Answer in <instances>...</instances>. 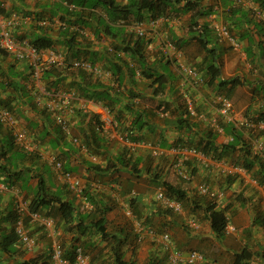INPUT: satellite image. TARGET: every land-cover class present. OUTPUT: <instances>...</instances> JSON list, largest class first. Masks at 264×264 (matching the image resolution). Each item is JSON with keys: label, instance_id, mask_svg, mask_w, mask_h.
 Returning <instances> with one entry per match:
<instances>
[{"label": "crops", "instance_id": "crops-1", "mask_svg": "<svg viewBox=\"0 0 264 264\" xmlns=\"http://www.w3.org/2000/svg\"><path fill=\"white\" fill-rule=\"evenodd\" d=\"M117 1L120 3L125 2V0ZM259 1L203 0L202 5L206 11L213 10L214 6L218 7L219 17L224 22L226 20L228 23H231L230 26L233 29L234 35L240 42L242 49H244L247 47L249 39L247 37L240 39L238 36L241 35V31L246 26L252 29H248L252 40L260 38L264 42V35L254 28V24H259L260 28H264V5H260ZM70 3L65 0H0V7H2L0 16L5 19H14L12 31L17 38L28 40L35 34L45 32L54 40L52 48L62 52L64 55L68 53L64 42L68 41L73 34H75V43H78L77 45L82 47L83 50L86 48L89 54L90 52L98 51L102 55H107L106 53L111 54L112 43L126 38L118 34L116 38H112L107 34L101 33V39H96L95 34L92 31L90 32L92 28L87 26L98 25L101 23V20H107L106 12L102 9H97L93 12L88 8L77 7L73 3ZM182 4L183 1L174 5L173 9L177 12L165 15L164 20L159 21L156 25H152V21L160 17H152L151 15L154 14L150 11H143L140 14L142 18L129 17L127 23H124L123 19H117L116 28L118 29L120 25H123L124 32H131L133 35H137L135 24L137 22L143 24V29L145 30L144 38H148L149 40L145 47L148 61L151 65H155L154 72L165 73L167 78L166 88L162 97L158 95L159 97L156 98L151 95L150 87L148 86L149 81L142 77L137 66L131 64L130 72L133 75V80L130 76H126L121 87L124 90V95L119 97L113 106L112 111L114 113L121 111L117 117L101 101L94 102L79 95L72 98L68 97L69 104L73 109L69 123L72 136L78 137L80 141L86 138L84 134L98 137L100 140L99 149L105 152V159L100 155H92L89 149H81L71 142L69 136L61 133V137L55 131L50 120H47L40 111V108H43L41 105H44L49 97V95H46L47 93L43 94L41 82L38 87H33L32 91L38 89L41 95H43L42 99H47L46 101L42 100L38 102V109L36 111L23 108L21 104L22 99L15 104L18 106L16 115L19 117L17 119V128L27 132L31 136L34 149L27 151L17 145L11 130L0 123L1 149L8 148L6 142L9 139L14 140L13 147L8 148L5 155L0 157V166L5 165L8 167L6 173H2V169H0V264H49L51 237H49L47 231L42 227L30 225L27 222L30 233L35 239V246L31 251L24 250L23 248L20 249L15 245L14 241L4 246L13 237V217L17 196L22 197L29 203L31 193L34 192L38 179H44L47 190L51 193L62 192L66 199L72 201L78 220L80 216L84 215L87 216L85 222H88L91 218L86 206L89 203L86 201L87 199L85 198V200L84 197L69 193L66 190L67 188L63 187L64 184L58 179L50 164L42 159L38 152L55 154L81 178L82 186L86 187L94 195L99 204L103 203V206L110 207L105 213L106 228L109 232L115 233L119 237L129 234L126 230L125 224L127 223V219H125L124 209L130 207L134 217L146 220L145 217L148 216V225L155 228L158 232H168L178 249L185 252L190 249L200 251L204 255V260L200 264H231L233 254L239 252L244 246L249 249L253 248L259 252L263 251L264 229L260 226L251 225L256 212L254 200L257 198L254 195V190L249 186L247 187L250 180L248 175L242 176L244 180L238 176L231 186L228 187L229 192L226 191L225 196L219 199L216 204L217 208L225 210L229 222L236 227V231L232 234L224 235L222 243H220L218 239L212 238L214 233L204 212L205 201L208 199L205 196H196L198 195L196 193V184L194 182H184L174 172L172 166L173 155L171 153L173 148L179 146V143L186 141L188 137L192 139L193 133L195 136L200 135L204 128L210 127L213 124L212 120L216 119L215 116L219 115L217 107L211 105L207 99V93L212 96L211 90L213 85L203 84L202 81L200 86L196 85L193 81L186 78L179 68V65L183 63L191 66L189 60H191L192 56H195L193 62L200 61L202 57L201 54L194 53L188 47L189 44L195 41L193 37L199 34L201 28L198 29L194 26L193 29H190L188 27L191 12H183L181 10ZM229 8H231L230 11ZM197 20H199V24L206 25L209 28L210 21L207 15ZM246 20H249V22ZM233 21L236 24L238 23L240 27L232 24ZM209 31L212 33L210 29ZM211 35L214 34L212 33ZM173 41H177L175 49L168 48V42ZM252 50L256 53V56L262 53L261 48H258L256 45L252 46ZM42 51L44 56L47 50L44 49ZM191 53L193 55L189 57ZM88 55L83 54V56ZM121 55L124 58H128L122 52ZM221 56L225 57L227 54H222ZM15 61L16 59L13 54L0 50V66L3 70H7ZM18 62L20 61L18 60ZM165 62L169 63V68L166 71L163 70ZM14 68L23 71L24 65L20 62ZM70 69L73 70L70 71ZM78 70L83 71L85 83L88 82L86 80L92 81L91 79L98 78L104 83L115 85L117 88V84L109 80L111 72L102 69L99 62L94 64V68L91 71H86L83 68L74 69L69 67V74L72 72L73 74L67 76V81H71L72 76H77L78 80L79 76L75 73ZM197 74L203 79V72L197 71ZM172 76L174 78L170 80ZM4 83L0 78V100L7 101L9 98L13 99L16 97L17 94L11 88L7 87L6 90L3 89ZM130 90L133 93L131 96L128 94V92L131 94ZM236 91V88L226 91L228 97L234 101V104L236 103ZM181 94H183V97L188 94L191 96L196 112L202 114V117L193 116L187 111L185 104L182 102L183 97ZM56 96H70V92H66V88H63ZM159 102H161V106L158 108ZM164 107L165 110L162 111L161 108L164 109ZM243 107L241 108L242 110H234L237 112L235 114L241 113L243 109L246 111V106L244 105ZM182 110H185V114L188 113L187 118L194 124L192 132L178 130L174 124L175 119L182 114ZM46 111L54 121L52 113L48 109ZM139 114H141V122H143V127L140 130L138 129L139 124L134 123ZM93 116L100 122V127L97 128L96 120ZM213 130L216 131L217 142L221 143L229 139L226 133L219 134L215 127H213ZM177 137L182 138V140L180 142L179 140L176 141ZM89 138L92 139V136L89 135ZM40 140H42V143ZM146 141L156 146L159 145V147L165 150V153L162 154L163 157L150 156L149 149L139 145L140 142ZM50 142L55 145L51 146ZM122 152H127L131 159L130 163L133 164L136 163V157L142 158L135 171H133L131 166H123L114 174L102 169L106 165L108 156L112 157ZM190 162H192L191 166H196L195 171L200 175V179L209 181L211 187L217 190L218 185L216 184V180H218V177L224 175L221 168L217 169L214 166L206 167L198 159L192 157ZM97 165L100 167H95ZM160 167L163 169L159 170L161 172V180L159 181L166 180L179 184L186 190L190 200H197L198 207L194 211L190 212L184 207V211L188 214V217L195 218L196 227L189 226L184 216L165 212L164 210L166 209L155 199L156 190L160 188V185L156 186L157 183H152L151 177L152 173ZM133 190L136 194L131 196V191ZM234 191H237L238 194L240 192L243 193V196L247 199L244 206L239 203L238 199L234 200L231 196L229 198L226 197L232 195ZM195 201L193 203L188 201V204L194 206L196 204ZM249 206L253 210L250 211ZM40 212L46 216H50L54 220L55 225L59 221V213H54L53 208H50V210L44 208ZM128 222L132 226V218ZM62 225L55 226L56 238L64 246L65 254H67L69 248H73L74 237L79 236V234H76L74 229L64 231ZM81 239L87 240L88 237L82 236ZM145 240H148V244H145ZM149 240L151 239L145 236L143 239L144 243L140 244L135 241L133 244L132 239L127 238L126 243L122 246L125 257L133 259L137 264H150L152 262L156 264H171L167 260L161 245L153 240ZM90 241L99 247L105 244L104 241L100 243L96 235H93ZM97 246L94 250L86 249L91 261L93 253L99 250ZM103 253L105 254L101 258H109L108 247L103 249ZM252 260L254 264H264V259L260 256H255Z\"/></svg>", "mask_w": 264, "mask_h": 264}, {"label": "trees", "instance_id": "trees-1", "mask_svg": "<svg viewBox=\"0 0 264 264\" xmlns=\"http://www.w3.org/2000/svg\"><path fill=\"white\" fill-rule=\"evenodd\" d=\"M67 2L73 3L77 7L81 8H88L90 11H96L97 9H102L107 14V21L112 26V24L117 26L118 23L117 19H123L124 23H127L129 17L133 16L135 18H142L140 17L141 13L143 11H150L153 12L154 15H151L152 17L155 16H163L168 14H175L177 11L174 8V5L181 3L183 1V4L181 6V10L183 12H191L189 25L188 27H191L190 29H193L195 26L196 28H201L200 32L197 36H194L193 39L195 41L192 42V44H189L188 47L190 48L191 45H194V53L201 54V60L198 62H193L195 56H192L193 53L189 55L191 57V60H189V64L196 70L203 72V76L206 79L205 83L208 85H213L214 82H217L220 89L224 87H228V90H233L235 87L245 84V85H251V94L252 97H255L256 95L261 96L260 97V104L261 100L264 98V78L263 79H255V83L251 84L247 79L243 80L240 79L238 76H233L229 78L222 79L220 77V57H221V51L219 47L217 46L216 39L212 41L211 34L209 29L212 31L211 26L209 25V28L206 25L199 24L198 18L208 16L211 11H214V9L210 10H204L202 1L203 0H125L124 3H120L117 0H65ZM258 1V0H255ZM75 2V3H74ZM260 5H264V0L259 1ZM70 3V4H71ZM173 9H171V8ZM231 8H229V11ZM0 12H2V7H0ZM249 22V20H246ZM225 23H227L229 31L234 35L233 29L230 26L231 23H228L225 20ZM106 23H100L98 25H91L87 27L93 28L92 33L95 34L96 39H100L102 37V34H107L111 36L112 38H116L118 35L126 37L118 42L112 43V53H106L107 55H102L98 51H93L92 53L88 52L86 48H83L78 46L75 43V34H73L68 41L64 42V46L66 47V51L68 52L65 55L60 52L64 57V64L62 65H53L49 66L48 68H44L41 73L39 74V77H37V80L41 82L43 85V94L49 95V99H51L52 94L58 95L63 88H66V92L73 93V96H82L85 99L92 100L94 102L101 101L104 103V106L109 109L113 110V106L116 103V100L124 95V90L122 87V83L125 80L126 76H130L133 80V75L130 72V64L133 66H137L139 68V73L149 81V87L151 95L158 98L162 97L166 88V75L165 73L161 72H154L155 65H151L148 61L147 54L145 53V47L147 46L149 40L148 38H144V36L140 35H133V33L124 32L123 25H120L118 27L119 32H115V30L109 29V26L105 25ZM234 25L236 24L234 21L232 22ZM248 25V24H246ZM82 26V25H79ZM199 26V27H198ZM234 27V26H233ZM240 27V25H238ZM254 28L258 29V32L262 33L264 35V28H260L259 24H254ZM248 29L252 30L248 26L244 27L243 31H241V35L238 36V38L243 39L244 37H247L248 43L247 47L244 48V50H247V55L249 58H258L264 55V42L262 39H251V36L248 33ZM118 34V35H117ZM15 36V35H14ZM235 36V35H234ZM236 37V36H235ZM15 38H17L15 36ZM18 40H24L27 41L31 46L35 47L37 50H44V49H54L53 43L54 40L52 37L48 34L44 33H38L33 35L28 40H25L23 38H17ZM238 40V39H237ZM175 44H177V41H173ZM257 46L258 48H261L262 53L258 56H256V53L252 50V46ZM191 49V48H190ZM2 51H6L5 49H1ZM201 50V51H200ZM108 52V50H106ZM121 52L126 55L128 58H124L121 55ZM118 53V54H117ZM69 54V56H67ZM88 55V56H83ZM110 54V55H109ZM16 59V58H15ZM86 60L88 61L94 68V64L101 63V67L104 70H108L111 72V76L109 77V80H112L114 83L117 84V88L115 85H111L108 83H104L101 79H91L92 81L86 80L88 82H84V74L82 70H78L75 72L79 78L77 80V76L71 77V81H67V76L72 75V73L69 74V67H72V62L74 60ZM18 59L14 63H12L7 70H3V68L0 66V78L1 81L4 83L3 89L6 90V88H11L17 94L16 97L13 99L9 98L7 101L0 100V106L9 109L17 118V107L15 104L19 102V100L22 99L21 104L23 108H29L33 111H36L38 109V102H39V96L41 92L38 91H32L34 86H29V80L30 77H35L33 75V67L29 65L27 62H23L22 65H24L23 71H20L18 69H15L14 67L16 64H19ZM167 63V62H166ZM126 64V66H125ZM124 67V69H123ZM78 69V68H74ZM73 69H70V71ZM85 71V70H84ZM91 73V72H90ZM87 76V75H86ZM108 80V82H109ZM244 81V82H243ZM91 82V83H89ZM243 82V83H242ZM60 89V87H62ZM131 92V90H130ZM125 93H127L125 91ZM38 94V96H36ZM128 94L131 96V94L128 92ZM228 95V94H227ZM43 96V95H41ZM71 97V98H72ZM17 98L16 100H14ZM60 97H57L55 99H59ZM47 99V98H46ZM42 99V100H46ZM14 100V101H13ZM14 102V103H12ZM43 108H40L41 113L43 116L50 120V123L53 125V128H55V131L60 134H64L60 126H58L50 117L49 113L46 111L47 106L46 104L41 105ZM127 106V105H125ZM124 106V107H125ZM161 106V102H159L158 108ZM166 107V106H165ZM165 107L162 111L165 110ZM46 108V109H45ZM182 114L179 115L178 118L175 119L174 124L176 125L178 130H186L188 132L193 131L194 124L189 121L187 118L188 113H184L185 110H182ZM252 109L250 106L246 108L245 115L247 117H250ZM253 111H257L253 109ZM113 115L115 117L118 116L120 112L114 113L112 111ZM253 114V112H252ZM185 115V116H184ZM254 117V116H252ZM93 118L96 120V118L93 116ZM261 118L264 119V105H262V111L258 112L255 119ZM54 119V118H53ZM141 114H139L136 117V120H134L135 124H139L138 129L140 130L143 127V122H141ZM97 124V128L100 127V122L96 120L95 122ZM1 125V124H0ZM221 127L223 128V132L226 133V135L230 138L225 140L224 142H217L216 140V132L213 130V128L206 127L202 130L201 134L198 136H195L193 133V138L188 137L186 141L183 143H179V146L187 147V148H194L197 151H200L207 157L213 159V160H219L223 162H229L234 166H239L244 168L246 171H252V177L256 178L257 183L264 188V158L260 154L253 153L252 151V145H251V138H261L259 135L264 136V131H256L252 128L244 127L243 129L234 127L230 122H220ZM95 126V125H94ZM256 132V133H254ZM48 133V132H47ZM62 134V135H63ZM65 135V134H64ZM89 135L92 136V139L89 138ZM84 136L86 137L81 143L85 146L86 150L89 149L90 153L92 155L101 156L103 159H105V152L103 150L101 151L100 148V140L98 137L93 136L91 134ZM66 136V135H65ZM62 137V136H61ZM197 137V138H194ZM89 138V139H88ZM136 139V138H134ZM142 139V138H139ZM137 139V140H139ZM105 140V139H104ZM179 142L182 140V138L177 137L176 141ZM13 139H9L8 142H6V145L8 148L13 147ZM42 140H40L41 142ZM103 141V139H102ZM142 141V140H140ZM39 142V143H40ZM72 142V141H71ZM42 143V142H41ZM56 143V142H55ZM141 143V142H140ZM148 143V141L143 142ZM51 146H54V143H51ZM159 146V145H158ZM176 147V146H175ZM2 150L0 147V157L5 155L7 149ZM237 151L241 153V157H236ZM149 155H151V152L149 151ZM152 156V155H151ZM130 156L125 153H119L116 155H113L112 157L108 156L106 165L102 168L103 170H107L110 173L114 174L117 172L121 167L131 166L133 171H135L138 163L142 161V158L136 157V163H130ZM193 158V157H192ZM239 158H241L239 160ZM191 158L186 160L185 164L186 167L191 170L192 173L195 172L196 166H191ZM63 163V162H62ZM2 165V164H1ZM63 166L66 170L72 171L71 168L63 163ZM172 166L173 162H172ZM99 168L100 166H95ZM0 169L2 173H6L8 170L7 166H0ZM163 168L160 167L159 169H156L152 174L151 182L156 184V186L160 185L164 192L170 196L171 198H174L184 204L183 207H186L185 209L189 210L190 212L194 211L198 207L197 200H190L186 190L180 186L179 184L172 183L170 181L161 180V170ZM160 170V171H159ZM177 173V172H176ZM179 175V174H177ZM180 176V175H179ZM227 176V175H226ZM180 178H182L180 176ZM237 176H231L228 175L226 177V180H224L225 187L231 186L233 181ZM64 188L67 186L64 184ZM69 193H73L75 195H78L73 190L67 188L66 189ZM66 191V192H67ZM197 193V192H196ZM31 197L29 200V208L31 211L40 212L44 208H50L54 210L55 212H58L59 215V221H57V226L62 225L64 231H71L75 230L76 234H79L81 236L88 237L87 240H82L83 248L87 252V248L93 249L97 246L90 241L91 237L93 235L98 236L100 243L105 242L104 246L100 245L101 247L97 246L99 250L95 253H93L92 261H95L98 264H137L133 259L126 258L124 251L122 249V246L127 241V236L119 237L117 234L109 232L106 228L105 224V213L107 210L110 209L109 206L104 205L103 203L99 204L94 198V195L91 194L86 187L82 188V191L80 193V197H84L86 201H88L91 205V208H88V214L91 215V218L88 220V222H85L86 215L80 216L79 220L77 219L75 207L72 203V201L66 199L65 196H63L62 192L56 193V192H50L47 190L46 183L44 179H38V183L35 187V190L33 193H31ZM240 195V194H239ZM196 196H199L196 195ZM135 199V198H133ZM236 199V198H235ZM239 203L244 206L245 201L243 199L237 198ZM188 201L193 203L195 201L196 204L194 206H190L188 204ZM187 205V206H186ZM205 207L204 212L207 215V218L209 220L210 228L213 231V233L217 236V238H223L225 235L224 228L228 222V217L226 215L225 210L217 208L216 204L212 202L211 200L205 201ZM54 206V207H51ZM259 205L255 206V215L252 219L251 225L253 226H262L264 227V215L259 210ZM168 213H174L173 211ZM41 213V212H40ZM179 215V214H178ZM179 217V216H178ZM16 214L14 212L13 222L15 223ZM145 222L149 224L148 216L145 217ZM55 225V226H56ZM75 234V235H76ZM13 237L10 238V240L4 245H9L11 242L14 241L15 245L18 246L20 249H22L21 242L19 238L16 236L14 231L12 230ZM79 236L74 237V240H76ZM75 242V241H73ZM108 247L109 249V258L103 257L105 253H103V249ZM65 256L72 258V248H69V252L65 254ZM260 256L262 259H264V253L263 251H256L251 250L248 247L244 246L239 252H235L233 254V260L231 264H254L253 263V257ZM150 264H156V263H150Z\"/></svg>", "mask_w": 264, "mask_h": 264}, {"label": "built area", "instance_id": "built-area-1", "mask_svg": "<svg viewBox=\"0 0 264 264\" xmlns=\"http://www.w3.org/2000/svg\"><path fill=\"white\" fill-rule=\"evenodd\" d=\"M218 7L214 6V11L208 15L210 26L213 34L215 35L218 43H228L232 48L238 47V41L234 35L229 31L228 25L219 17ZM164 20L163 17L157 18L152 21V25H156L159 21ZM14 19H5L0 16V48L12 53L17 59L26 60L29 65L34 69L33 75L39 77V74L44 68H48L53 65L64 64L63 55L55 49H47L46 54L43 56V52L38 51L35 47L31 46L26 41H18L13 35ZM136 32L140 36L145 35L143 24L137 22L135 24ZM168 48L175 49L176 45L172 42H168ZM73 68H83L87 71L92 70V65L86 60H74L72 62ZM181 71L185 76L194 82L198 83L202 79L198 76L195 69L186 64L179 65ZM70 96L60 97L55 99L56 95L52 94L50 100L46 102L48 110L54 115L56 123L60 126L62 131L70 137L71 141L77 144L81 149L86 150L85 146L75 136H72L70 131V116L73 114V109L69 104ZM58 97V96H57ZM219 107L217 109L218 114L223 120L229 121L234 127L243 129L244 127L252 128L256 131H264V119L257 118L252 119L247 117L245 113L235 114L233 110L232 101L223 96L217 98ZM187 109L190 114L197 115L193 108V102L190 98H186ZM261 104L264 105V98L261 100ZM202 117L203 115H198ZM257 116V115H254ZM213 125L218 132H223V128L216 124V119H213ZM0 123L8 127L13 136L15 143L21 146L23 149L32 151L33 143L28 134L17 128L18 121L13 113L4 107L0 106ZM230 139V138H229ZM142 147L148 148L154 156H158L164 153L161 148L151 145L150 143H140ZM251 145L253 153L260 154L264 158V141L262 138H251ZM40 157L46 160L53 168L58 179L67 186V188L73 190L80 196L82 191L81 178L72 171H68L64 168L62 161L53 153L38 152ZM173 165L177 174H179L185 180H192L193 174L191 170L186 167V160L191 157L198 159L206 167L214 166L221 168L224 174H239L245 177L246 171L239 166L227 164L223 161L213 160L200 151L194 148H187L183 146H176L172 151ZM197 190L201 194L209 195L213 197L216 193L211 190L209 185L202 182L197 186ZM264 191V190H263ZM134 192L131 193V195ZM155 199L160 203L163 208H168L176 213H182L181 203L168 196L162 189H158L155 193ZM91 208L89 204L86 205ZM263 212H264V193H263ZM15 223L14 233L19 238L22 248L27 251H31L35 246V239L30 233L28 224L35 225L44 228L49 237H51V247L49 251L50 264H95L91 262L89 256L84 252L80 245H76L73 251V258L70 259L64 255V249L61 243L56 238L55 222L50 216L41 214L40 212L31 211L29 203L22 197L17 196L15 200ZM125 214L133 218V229L136 235L137 241H142L145 236H148L151 240L158 242L164 252L167 255V259L171 264H200L204 260V256L197 250L182 251L176 247L171 239L169 233H158L150 225H146L142 220L133 217V213L130 208H125ZM28 220V221H27ZM28 222V224H27ZM189 225L196 227V222L193 217L188 219ZM235 227L232 224H227L225 227V233L234 232Z\"/></svg>", "mask_w": 264, "mask_h": 264}, {"label": "rangeland", "instance_id": "rangeland-1", "mask_svg": "<svg viewBox=\"0 0 264 264\" xmlns=\"http://www.w3.org/2000/svg\"><path fill=\"white\" fill-rule=\"evenodd\" d=\"M101 23H106L105 24L106 26L108 24L109 29L111 28V30H115V32L118 31V29L115 27V25L112 24V26H111L110 25L111 23L109 24V22L107 20H101ZM189 28H191V27H189ZM92 30H93V28L90 30V32ZM211 38H212V41L215 40L214 39V35H211ZM100 39H101V37H100ZM238 44H239L238 47L236 49H234L229 44H219L217 42V46L219 47V49L221 51L220 52L221 55L222 54H227V56H225V57H222V56L220 57V62H221V65H220V77L221 78H229V77H233V76H238L240 79H243V80L247 79L249 81V83L254 84L255 83L254 82L255 79H260L261 80V79L264 78V55L261 56V57H258V58H249V56L247 54L245 55V52H247L248 49L247 50L242 49V46L240 45L239 41H238ZM194 47H195L194 45H191L190 46L191 50H194ZM18 60L21 63L27 62L26 60H23V59H18ZM168 68H169V63L165 62V64L163 65V70L166 71V70H168ZM173 78H174V76H172L170 78V80L173 79ZM203 78H204V76H203ZM205 81H206V79L204 78L203 82H205ZM39 84H40V81L37 80V77H30L28 85H31V86H34V87H38ZM251 87H252L251 85H245V84H242V85H239V86L235 87L236 90H237L236 91V95L237 96H236V103L235 104H234V101H233V108H234L235 111H238V110H242L241 108H244L243 107L244 105L246 106V108L248 106H250V108L252 109V111L250 113V116H251L252 119H255L256 116H254V115H257L258 112L262 111V104H260V97L261 96L256 95L255 97H252ZM210 88H212V87L210 86ZM201 90H202V87H201ZM227 90H228L227 86L226 87L223 86L220 89V87L218 86L217 82H214L213 88L211 90L212 91V96H211V94L207 93V96H208L207 99L209 100L210 104L218 107V104L215 101H213V100L219 95L228 96L227 95L228 93H226ZM36 92H38V91H36ZM36 96H38V94ZM181 96H183V95L181 94ZM188 96L191 98V96L189 94H188ZM39 97H40L39 101H42L41 94H40ZM192 101H193V99H192ZM182 102L185 104V100L184 99H182ZM193 103H194V101H193ZM253 109H255L257 111H253ZM161 110H163V109L161 108ZM244 110L245 109H243L242 113L246 112ZM252 112H253V114H252ZM205 116H207V115H205ZM212 116H214V115H212ZM252 116H254V117H252ZM208 117H211V116H208ZM17 119H19L18 116H17ZM220 122H223L221 118L218 119V123H220ZM254 133H256V132H254ZM259 136L264 141V136L263 135L262 136L259 135ZM237 156L241 157V153L239 151H237L236 157ZM160 157H163V156L161 155ZM152 158L155 159L154 157H152ZM240 159L241 158H239V160ZM227 163H229V162H227ZM229 164H231V163H229ZM222 173L224 174V172H222ZM246 173H247L248 177L250 178V181L247 184V187L249 186L250 188H252V190H254V195L257 198V199L254 200V205L255 206L259 205L258 208H260L261 212L263 213V193H264L263 190L264 189H263L262 186H260L257 183L256 178L252 177V175H253L252 171H246ZM192 174H193L192 181L195 184H199V183L205 182L211 187L210 182L207 181V180H204V179H200V175L198 173L194 172ZM236 176L238 177L239 175L236 174ZM241 176H239V177L242 180H244ZM224 180H226V176L224 177V175H222L221 177H218V180H216V184L218 185L217 190L218 191L222 190L224 192H226V191L229 192L228 188L225 187V185L223 184ZM215 190H216V188H215ZM58 191H60V190L58 189ZM230 196L234 200H235V198L236 199L237 198H239V199L241 198V199H243L245 201V203L247 202V199L243 196L242 192H240V195H239L237 191H234L232 195H229V196H226V197L229 198ZM248 208L250 209V211L253 210L252 208H250V206ZM125 219H127L126 220L127 223L125 224L126 225V230H127V232H129V234L127 233L128 234L127 238L130 239V240L132 239V242L134 244L135 243V238H134V233H133V226L129 225L128 221L130 220V218L125 216ZM260 227H262V226H260ZM263 229H264V227H263ZM81 237L82 236L79 235V237L76 240H74V241L75 242H79V243L82 244ZM212 238L216 239V240L218 239L215 234L213 235ZM149 241H151V240H149ZM218 242L222 243V238H219ZM138 243L142 244V243H144V241L142 240L141 242H138ZM146 243L148 244V240H145V244ZM251 250L254 251L255 249L252 248ZM263 253H264V249H263Z\"/></svg>", "mask_w": 264, "mask_h": 264}, {"label": "clouds", "instance_id": "clouds-1", "mask_svg": "<svg viewBox=\"0 0 264 264\" xmlns=\"http://www.w3.org/2000/svg\"><path fill=\"white\" fill-rule=\"evenodd\" d=\"M210 14V13H209ZM160 17H163V16H160ZM164 18V17H163ZM227 24V23H226ZM212 33H213V31H212ZM14 35V34H13ZM15 37V36H14ZM214 37H215V35H214ZM16 40H18L17 38H15ZM215 39H216V37H215ZM236 39H237V37H236ZM18 41H24V40H18ZM27 42V41H26ZM216 42H217V39H216ZM28 43V42H27ZM173 43V42H172ZM174 44V43H173ZM219 44H221V43H219ZM223 44H228V43H223ZM1 49H3V48H1ZM45 50H47V49H45ZM39 51V50H38ZM40 52H43L42 50H40ZM12 54V53H11ZM16 58V57H15ZM17 59V58H16ZM185 64V63H184ZM93 67V66H92ZM192 67V66H191ZM180 68V67H179ZM181 70V69H180ZM87 71V70H86ZM196 71V70H195ZM197 72V71H196ZM186 78H188V79H190L189 78V76H186ZM202 79V78H201ZM204 79V78H203ZM203 79L201 80L202 81V83L203 84H205V82H203ZM222 79H224V78H222ZM191 80V79H190ZM192 81V80H191ZM201 81L200 82H198V83H195L196 85H199L200 86V84H201ZM183 95V94H182ZM219 96H223V97H227V98H229L228 96H225V95H219ZM219 96H217L213 101H215L217 104H218V107H219V103L217 102V98L219 97ZM183 97V96H182ZM186 98H190L188 95L187 96H184V100H185V105H186V109H187V104H186ZM191 99V98H190ZM231 101H232V99L231 98H229ZM48 100H50L49 98H48ZM47 100V101H48ZM192 100V99H191ZM193 102V101H192ZM232 103H233V101H232ZM46 104V103H45ZM218 107H217V109H218ZM193 108H194V103H193ZM194 110H195V108H194ZM233 110H234V108H233ZM187 111H188V109H187ZM189 112V111H188ZM195 112H196V110H195ZM197 113V112H196ZM234 113H237V112H235L234 111ZM14 115V114H13ZM53 115V114H52ZM198 115H200V114H198L197 113V115L196 116H198ZM202 115V114H201ZM15 116V115H14ZM194 116V115H193ZM16 118V117H15ZM53 118H54V115H53ZM215 118H216V124H218L219 126H221L220 125V123H218V119L219 118H221L222 119V117L221 116H219V115H217V116H215ZM17 119V118H16ZM18 121V120H17ZM54 121H55V119H54ZM222 121L223 122H229V121H225V120H223L222 119ZM55 123H56V121H55ZM231 123V122H230ZM2 124V123H1ZM57 124V123H56ZM232 124V123H231ZM58 125V124H57ZM233 125V124H232ZM59 126V125H58ZM211 128H213V127H215L213 124L210 126ZM216 128V127H215ZM217 130V129H216ZM70 131H71V129H70ZM216 132V131H215ZM218 132V131H217ZM27 133V132H26ZM219 134H223L224 132H218ZM28 134V133H27ZM65 134V133H64ZM72 134V133H71ZM66 135V134H65ZM30 138H31V136L30 135H28ZM67 136V135H66ZM78 138V137H77ZM71 140V139H70ZM80 141V140H79ZM81 142V141H80ZM73 143V142H72ZM17 144V143H16ZM75 144V143H74ZM151 144V143H150ZM18 145V144H17ZM77 145V144H76ZM151 145H153V144H151ZM78 146V145H77ZM154 146H156V145H154ZM21 147V146H20ZM79 147V146H78ZM157 147H159V146H157ZM159 148H161V147H159ZM148 149V148H147ZM162 149V148H161ZM163 150V149H162ZM28 151V150H27ZM150 151V150H149ZM151 152V151H150ZM164 153H165V150H164ZM163 153V154H164ZM172 154V153H171ZM151 155L152 156H154L152 153H151ZM162 155V154H161ZM161 155H158V156H154V157H159V156H161ZM172 162H173V160H172ZM225 163H227V162H225ZM227 164H229V163H227ZM174 168V167H173ZM244 169V168H243ZM245 170V169H244ZM246 171V170H245ZM73 172V171H72ZM174 172H176L175 171V168H174ZM196 172V171H195ZM247 174V173H246ZM224 175H231V176H236V174H224ZM239 175V174H238ZM239 176H241V175H239ZM242 177V176H241ZM243 178V177H242ZM184 182H187V183H192L193 181L192 180H185V179H183V178H181ZM250 181V180H249ZM248 181V182H249ZM199 184H201V183H199ZM199 184H196L195 186H196V188H197V186L199 185ZM210 187V186H209ZM257 187V186H256ZM211 188V190L213 191V192H215L216 194L213 196V197H210L209 195H206V194H201V193H199L198 192V190L196 191L199 195H201V196H205V198L206 199H209V200H213L212 202H214L215 204H217L216 202H218V199H221V198H223V196L225 195V192L224 191H222V190H220V191H218V190H215V189H213L212 187H210ZM159 189V188H158ZM157 189V190H158ZM160 189H162L163 190V188L160 186ZM264 189V188H263ZM156 190V191H157ZM164 191V190H163ZM132 192H134V194H132L131 196H134L135 194H136V192L133 190V191H131V193ZM77 196H79V195H77ZM80 197V196H79ZM180 202V201H179ZM181 203V202H180ZM90 205V204H89ZM181 205H182V203H181ZM91 206V205H90ZM89 208V207H88ZM127 208H130V207H127ZM131 209V208H130ZM164 209H166V210H169V211H172V210H170V209H168V208H164ZM182 209H183V212L182 213H176V212H174L175 214H179L180 216H184L185 217V220L187 221V224L189 225V223H188V219L189 218H191V217H188V214L187 213H185V211H184V207H183V205H182ZM132 211V210H131ZM133 213V212H132ZM42 214V213H41ZM124 214H125V209H124ZM263 214H264V212H263ZM43 215H45V214H43ZM126 215V214H125ZM127 216V215H126ZM128 217V216H127ZM133 217H134V214H133ZM228 217V216H227ZM130 218V217H129ZM134 218H136V217H134ZM194 218V217H193ZM136 219H139V220H142L143 221V223L144 224H146V225H148L146 222H144L145 220L144 219H140V218H136ZM195 219V218H194ZM132 220H133V218H132ZM195 222H196V220H195ZM227 224H231L230 222H229V218H228V222H227ZM226 224V225H227ZM233 225V224H232ZM132 226H133V223H132ZM189 226H191V225H189ZM234 226V225H233ZM152 227V226H151ZM193 227V226H192ZM226 227V226H225ZM235 227V226H234ZM155 229V228H154ZM156 230V229H155ZM157 231V230H156ZM236 231V227H235V230H234V232ZM158 232V231H157ZM234 232H232V233H234ZM133 233H134V229H133ZM158 233H164V232H158ZM168 233V232H167ZM224 233H225V228H224ZM232 233H225V235H229V234H232ZM171 236V235H170ZM134 238H135V241L138 243V242H141V241H137L136 240V235H135V233H134ZM58 240V239H57ZM154 242H156V241H154ZM157 244H159L158 242H156ZM62 245V244H61ZM73 245V244H72ZM76 245H80L82 248H83V244H81V243H79V242H75L74 243V245H73V248H72V258H73V251H74V247L76 246ZM63 247V249H64V255H65V248H64V246H62ZM83 250H84V248H83ZM190 250H194V249H190ZM164 251V250H163ZM198 251V250H197ZM84 252L87 254V252L84 250ZM200 252V251H199ZM166 254V253H165ZM204 256V255H203ZM67 257V256H66ZM166 257H167V255H166ZM68 258H70V257H68ZM72 258H70V259H72ZM91 260V259H90ZM168 260V259H167ZM91 262H93V263H95V264H98V263H96V262H94V261H91ZM49 264H50V259H49Z\"/></svg>", "mask_w": 264, "mask_h": 264}]
</instances>
